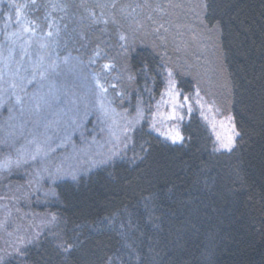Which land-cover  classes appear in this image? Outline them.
Segmentation results:
<instances>
[{
    "label": "trees",
    "instance_id": "obj_1",
    "mask_svg": "<svg viewBox=\"0 0 264 264\" xmlns=\"http://www.w3.org/2000/svg\"><path fill=\"white\" fill-rule=\"evenodd\" d=\"M19 4L43 34L52 31L60 56L113 64L133 103L158 99L168 68L180 90L198 86L232 116L238 135L232 151L217 152L197 114L182 125L181 144L144 124L123 158L56 183L55 200L38 208L56 228L3 264H264V0ZM171 5L200 44L190 59L175 37L154 35L171 17L152 13ZM125 97L117 106L128 107Z\"/></svg>",
    "mask_w": 264,
    "mask_h": 264
},
{
    "label": "rangeland",
    "instance_id": "obj_2",
    "mask_svg": "<svg viewBox=\"0 0 264 264\" xmlns=\"http://www.w3.org/2000/svg\"><path fill=\"white\" fill-rule=\"evenodd\" d=\"M5 2L0 0V258L3 261L20 254L43 232L56 228L55 218L38 210L55 200L56 183L76 180L123 158L132 145L134 133L144 124L164 141L181 144L183 139L173 143L169 137L177 132L182 136V125L197 114L212 135L214 149L233 150L237 139L233 117L223 114L198 86L193 93H184L178 87L176 73L166 68L161 96L152 101L148 94L145 100L137 96L133 103L122 92V75L113 64L98 65L102 60L97 56H60L51 30L43 34L30 22L20 0L9 2V6ZM180 11L178 6L171 5L163 13L153 12L152 15L159 16L169 13L171 17L166 27L163 21L155 23L157 28L164 27L154 35L167 40L175 37L176 42L172 41L176 51L186 53L184 56L190 59L189 52H197L200 44L192 37L191 27L178 22L186 15ZM141 23L132 24L130 35ZM118 97L120 102L125 97L128 107L117 106ZM225 144L229 147H222ZM6 160L10 161L7 168Z\"/></svg>",
    "mask_w": 264,
    "mask_h": 264
},
{
    "label": "snow or ice",
    "instance_id": "obj_3",
    "mask_svg": "<svg viewBox=\"0 0 264 264\" xmlns=\"http://www.w3.org/2000/svg\"><path fill=\"white\" fill-rule=\"evenodd\" d=\"M122 39H123V38H122ZM105 67H108V66L106 65ZM169 76H171V73H169ZM197 94H198V93H197ZM187 100H188V98L185 97V98H184L185 103H187ZM180 107H183V104H181ZM237 135H238V133H237ZM169 138L173 141V143H175V142H177V141L183 139V137L180 136L179 132H177V133L175 134V136H170ZM222 147L228 148L229 145H228V144H225V145H222ZM9 164H10V161H7V160H6V161H5V164H4V167L7 168V167L9 166ZM57 178H59V177H57ZM72 178L75 179L76 177L73 175ZM0 264H3V259H2V258H0Z\"/></svg>",
    "mask_w": 264,
    "mask_h": 264
}]
</instances>
